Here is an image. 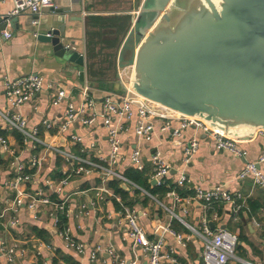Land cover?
<instances>
[{"label":"crops","instance_id":"crops-1","mask_svg":"<svg viewBox=\"0 0 264 264\" xmlns=\"http://www.w3.org/2000/svg\"><path fill=\"white\" fill-rule=\"evenodd\" d=\"M146 0H54V6L45 10L38 18L39 25L32 24L34 17L26 12L18 16H10L14 5L11 0H0V31L13 34L10 40H0V110L7 108L4 84L29 74H38L45 80L44 90L35 100L21 108V112L28 117L30 129H37L39 136L47 143L56 144L70 151L74 155L89 157L95 161L108 158L109 144L107 130L103 121L99 119L95 124L82 126L76 122L71 126L70 133L82 138L81 143L74 144L69 140V132L57 136V128L64 121L67 105L71 103L78 108L83 101V90L88 87L91 97L97 102L99 111L107 94L123 95L118 92V84L131 85L133 69L131 66H120V57L127 42L134 38L136 21ZM5 17L15 18L12 23L4 20ZM65 27L67 44H74L85 59L84 80L79 77L78 71L65 70L60 61L55 58L50 46L37 40V34H47L50 30ZM5 27V29H3ZM137 38V36H136ZM139 47L137 43L135 49ZM63 89L67 99L58 107L51 104L56 89ZM137 116L128 124L129 129L121 135L122 149L120 151L117 171L128 177L127 172L135 170L131 163V155L141 144L135 134ZM163 120L156 121L155 135L152 141L142 148L144 162V177L150 187H157L152 180L154 165L152 155L160 152L162 158L169 161L174 170L169 181L175 182L182 171L192 180V185L204 190H211L216 186H223L233 192H241L248 196V210H242L238 218L226 210L221 213L218 221L210 220L211 229H228L238 235L239 258L262 264L264 262V192L253 185L252 180L239 182L237 174L247 162H256L264 155V137L256 131L248 139L242 140L241 147L247 150L246 158L236 157L227 151L216 148L215 142L195 129L182 130L181 137H174L169 131H162ZM51 124L47 129L45 124ZM46 124V125H47ZM179 128V124L173 123ZM9 140L16 151L14 156L0 152V261L5 262L1 252L4 244L11 246L19 243L24 253L18 255L13 264H91L90 253L96 248L104 250L99 254L96 264H116L113 258L106 253L107 248L113 247L121 260L126 264H147V258L140 247H133L131 240H124L126 228L119 225L117 220H110L109 215H115L120 209L119 203L108 198L99 201L96 189L101 185V177L97 174L75 177L65 186L61 194L55 193L59 181L65 176L68 166L61 158L49 155L43 148L37 153L46 154V162L32 184L35 191L42 190L53 200L66 203L69 216L64 217V224L70 228L73 238L87 246L86 252L81 255L67 249L64 239L53 225L48 216L49 207L41 206L37 212V219L33 210L26 205L16 213L19 223L10 227L14 215L12 211L15 192L6 190L4 183L15 175L10 166L14 158L28 162L34 152L30 145L20 143L16 132L6 130L0 117V138ZM193 137L199 140L197 153L186 167L182 163L184 148ZM64 139V141H63ZM95 144L94 148L91 145ZM264 172V164L261 165ZM118 182V181H117ZM119 183V182H118ZM125 193H116L131 208L138 211L140 224L150 240H157L161 235L165 237L164 255L173 251V256L182 264H204L201 257L202 243L199 239H192L185 245H180L176 237L164 232L170 227L176 232L189 235L187 228L177 220H172L166 211L160 208L153 200L130 190L119 183ZM143 188V187H142ZM149 193L150 191L146 188ZM114 190V189H113ZM185 193V190L180 189ZM158 197L164 204H172L166 195ZM188 196V194H187ZM185 195V197H187ZM183 197V195H182ZM85 207V209H83ZM87 211L88 214L80 212ZM203 213L199 205L189 207L186 220L191 225H198ZM260 223L254 225L253 220ZM232 231H231V230ZM162 230V231H161ZM40 244H51L57 252L44 250L37 255L36 249ZM56 262V263H55ZM163 264H173L165 259ZM229 264H240L230 262Z\"/></svg>","mask_w":264,"mask_h":264},{"label":"built area","instance_id":"built-area-1","mask_svg":"<svg viewBox=\"0 0 264 264\" xmlns=\"http://www.w3.org/2000/svg\"><path fill=\"white\" fill-rule=\"evenodd\" d=\"M14 8L10 16H18L22 13L29 12L37 19L32 24L39 25V16L48 9L53 8L54 0H11ZM13 34L8 31H0V40H10ZM132 67V66H131ZM133 69V67H132ZM45 87V80L38 74H29L14 80H9L4 84L5 96L7 100V108L0 110V117L4 122L6 130L18 133L24 145H30L34 152L28 162L21 161L19 157L14 158L10 162V166L14 168L15 175L4 183V188L15 192L12 211L14 215L10 221V227H16L19 220L16 213L22 206H27L34 211L35 219H37V210L43 205L49 207L47 214L52 219L53 225L58 229L59 234L64 239L67 249L83 255L87 246L76 241L71 235L70 228L63 225L62 217L69 216L66 203L63 201L53 200L42 190L35 191L32 184L37 173L42 169L46 162V154L40 155V148H43L49 155L61 158L68 166L65 176L59 181L55 188V193L61 194L63 188L67 186L71 179L75 177L89 176L97 174L101 177V185L96 189V197L99 201H105L108 198L115 199L120 209L115 215H109L108 218L117 220L119 225L126 228L124 240H131L133 247H140L147 258V264H163L165 259H169L173 264H182L173 256V251L169 255H164L165 237L161 235L157 240H150L145 230L140 224V215L134 208L129 207L119 196L109 187V182L114 180L128 187L130 190L153 200L160 208L169 214L172 220H177L184 225L189 235L176 232L170 227H165L164 232H168L176 237L180 245L185 246L192 237L199 239L202 243L201 257L204 264H229L230 262H238L240 264H255L253 262L241 259L237 256V246L239 242L238 235L230 232L228 229H211L210 220L218 221L221 213L229 210L235 219L239 213L248 210V196L241 192H233L226 187L216 186L211 190H204L201 187L192 185L190 177L182 171L177 180L173 182L178 189L188 190L191 194L182 197L174 188L167 197L172 200V204H164L158 197L153 196L147 190L140 187L136 182L132 181L125 175L117 171L120 160V151L122 149L121 135L129 129L128 124L137 116L135 134L140 141V148L135 149L131 155V163L133 168L138 172L144 171L142 148L149 144L156 129V121L163 120L161 126L162 131H169L174 137H181L182 130L195 129L206 137L215 142V146L220 151H227L236 157L246 158L247 150L241 147V140L226 136L221 131L213 128L205 120L197 117H191L174 112L160 105L152 103L138 96L131 88L124 86L123 95L107 94L102 103L101 111L97 108L96 100L91 97L88 87L83 90V101L78 108L71 103L67 105V111L64 121L57 128V136L64 135L69 132L70 138L74 144L81 143L82 138L77 134L70 133L71 126L80 122L82 126H90L95 124L99 119L103 121V125L107 130L109 155L102 161H95L89 157L74 155L70 151L58 146V143L51 144L40 138L39 131L30 129L28 125V117L21 112V108L31 104L37 96L41 94ZM67 99V94L63 89H56L51 104L58 107ZM173 123L179 124V128L173 127ZM47 124V123H46ZM47 129H52L51 124H47ZM264 137V130H259ZM95 144L91 145L94 148ZM199 140L193 137L184 148L182 163L187 167L192 157L197 153ZM0 152L14 156L15 150L12 148L9 140L5 137L0 138ZM152 163L154 171L152 180L156 186H169L168 179L174 170L172 164L163 159L160 152L152 155ZM264 164V155L256 162H247L245 167L237 174L236 179L239 182L250 179L253 185L259 187L264 192V172L261 165ZM199 205L202 210V217L198 225L194 226L187 222L186 216L189 213V207ZM85 209V207H83ZM88 214L87 211L80 212ZM3 215L0 213V220ZM255 226L260 227V223L253 220ZM44 250L57 252V249L51 244H40L36 249L37 255H41ZM101 247H96L90 253L91 264H96L99 254L102 253ZM1 252L5 257V262L13 264L16 262L18 255L24 253L25 250L19 243L11 246L4 244ZM106 253L113 258L116 264H126L125 260H121L113 247L107 248ZM1 264V261H0ZM264 264V262L262 263Z\"/></svg>","mask_w":264,"mask_h":264},{"label":"water","instance_id":"water-1","mask_svg":"<svg viewBox=\"0 0 264 264\" xmlns=\"http://www.w3.org/2000/svg\"><path fill=\"white\" fill-rule=\"evenodd\" d=\"M132 36L139 47L120 66L133 67L138 96L241 141L264 130V0H146ZM65 39L63 25L37 34L84 80V56Z\"/></svg>","mask_w":264,"mask_h":264},{"label":"trees","instance_id":"trees-1","mask_svg":"<svg viewBox=\"0 0 264 264\" xmlns=\"http://www.w3.org/2000/svg\"><path fill=\"white\" fill-rule=\"evenodd\" d=\"M16 137L19 140L20 143H22V138L21 136L16 133ZM128 178L131 179L132 181L136 182L140 187L146 188L150 191V194H152L153 196H158L161 197L160 195H167V193H169L171 190H173L174 188H176V185L168 180V185L169 186H157V187H150V185L147 182V179L144 177V173L138 172L136 170H131L127 172ZM127 177V176H126ZM109 187L111 189H114V191H116V193H125V191L121 188V185L117 182V181H110L109 182ZM176 190L179 192V194L183 197H185V195L187 196L190 195L191 193L188 190H185V193H181L182 191L178 188H176ZM64 220V217L61 218V221ZM64 224V221H63ZM56 263V262H55Z\"/></svg>","mask_w":264,"mask_h":264},{"label":"rangeland","instance_id":"rangeland-1","mask_svg":"<svg viewBox=\"0 0 264 264\" xmlns=\"http://www.w3.org/2000/svg\"><path fill=\"white\" fill-rule=\"evenodd\" d=\"M137 41H138V38L134 37V38H131L127 42V46L123 50V57H124L123 63L124 64H130L131 63V59H132L134 48L137 44ZM118 87H119L118 92H123V91L125 92V90H122V88L119 84H118ZM237 255H239V248L237 249Z\"/></svg>","mask_w":264,"mask_h":264}]
</instances>
